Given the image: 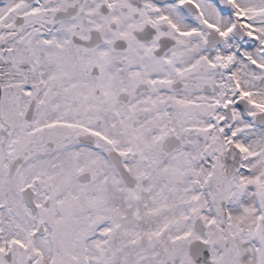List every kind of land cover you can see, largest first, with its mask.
Masks as SVG:
<instances>
[{
  "label": "snow or ice",
  "instance_id": "obj_1",
  "mask_svg": "<svg viewBox=\"0 0 264 264\" xmlns=\"http://www.w3.org/2000/svg\"><path fill=\"white\" fill-rule=\"evenodd\" d=\"M0 264H264V0H0Z\"/></svg>",
  "mask_w": 264,
  "mask_h": 264
}]
</instances>
